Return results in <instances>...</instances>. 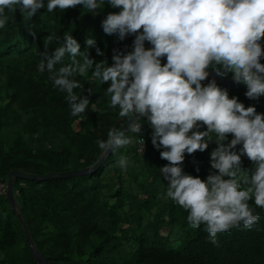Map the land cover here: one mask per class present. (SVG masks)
Segmentation results:
<instances>
[{
  "label": "trees",
  "instance_id": "16d2710c",
  "mask_svg": "<svg viewBox=\"0 0 264 264\" xmlns=\"http://www.w3.org/2000/svg\"><path fill=\"white\" fill-rule=\"evenodd\" d=\"M46 4L47 0L44 8L27 18L19 10L9 13L13 19L0 29L2 181L11 170L44 175L93 166L104 153L97 140H107L109 129L121 128L129 119L110 106L106 92L110 82L91 79L95 65L86 75L72 77L81 83L73 91L90 100L79 116L71 115L73 102L53 84L47 68L49 58L65 42V34L73 35L81 52L97 63L107 61L110 66L114 50L131 51L134 35L121 40L102 27L106 15L119 9L105 4L96 9L98 16L95 10L78 5L50 13ZM89 38L96 45L88 46ZM97 47L103 55L97 54ZM146 47L151 45L146 42ZM76 60L83 63V56ZM41 61L43 72L39 71ZM72 63L71 54L66 53L55 70ZM226 88L246 107L255 105L264 112V97L248 98L243 83ZM143 119L140 132L125 133L131 142L112 150L92 173L46 181L14 179L17 209L39 252L51 264H264V209L250 201L261 214L257 225L218 233L214 239L203 225L192 227L188 212L166 198L169 181L160 169L169 162L161 158L163 149L153 145V130ZM140 138L145 139L144 153L138 152ZM216 147L210 141L207 150L186 153L184 170L205 179L218 171L212 168L210 155ZM121 157L127 158L126 170L119 165ZM242 164L245 170L253 167L246 156ZM0 264H38L6 196L0 197Z\"/></svg>",
  "mask_w": 264,
  "mask_h": 264
},
{
  "label": "clouds",
  "instance_id": "9594fccd",
  "mask_svg": "<svg viewBox=\"0 0 264 264\" xmlns=\"http://www.w3.org/2000/svg\"><path fill=\"white\" fill-rule=\"evenodd\" d=\"M105 4L119 9L103 19L105 33L121 40L134 35L133 47L127 53L114 50L109 66L82 53L77 39L65 34L47 68L53 84L73 102L71 115L85 113L90 104L88 96L81 99L73 91L81 83L72 77L86 75L95 65L91 79L110 82L106 90L110 106L129 118V130L141 131L145 119L139 117L151 126L152 143L163 149L161 158L169 162L160 169L169 181L166 198L188 212L191 226L203 225L213 239L232 229H252L261 214L250 201L264 209V112L255 105L246 107L209 76L213 71L221 77L231 75L246 85L248 98L264 97V0H47L46 8L51 13L83 5L92 12ZM44 7L45 0H0V29L13 19L9 13L19 10L27 18ZM86 43L91 47L96 40ZM96 51L104 54L99 47ZM66 53L73 63L56 71ZM78 55L83 63L76 60ZM39 71H44L43 61ZM210 141L217 144L210 155L211 166L218 171L206 179L187 173L186 153L203 152ZM130 142L116 127L109 129L107 140H97L106 153ZM243 156L253 167L244 169ZM127 163L121 157L122 170Z\"/></svg>",
  "mask_w": 264,
  "mask_h": 264
},
{
  "label": "water",
  "instance_id": "95a60500",
  "mask_svg": "<svg viewBox=\"0 0 264 264\" xmlns=\"http://www.w3.org/2000/svg\"><path fill=\"white\" fill-rule=\"evenodd\" d=\"M95 13L99 16V13L97 12V10H95ZM212 78H215L217 80V82L224 87H233V86L238 85L240 83V82L233 80L232 78L221 77V76L217 75L214 71L211 72L210 76H209V79H212ZM139 118L143 119L144 117H139ZM128 120L120 128L123 130L124 134L129 130V121ZM111 151H112V149H109L107 153L104 152L101 155V157L99 158V160L93 166L82 168V169L70 170V171H65V172H54V173H48V174H44V175L31 174V173H26L24 171H18V170H11L8 173L7 181H6L7 182L6 198L9 202L13 212L16 213V215L18 216V219L20 220V222L23 225L25 236H26V239L28 241L30 250H31L33 257L35 258V260L38 264H51V263H49V261L39 252V250L34 245V241H33V238H32V235L30 233V229H29L28 225L25 223L21 214L16 210L17 206H16V202H15V198H14V189H13L14 179L22 178V179H26V180H30V181H46V180H50V179H54V178H70V177H79V176L87 175V174L92 173L95 170H97L102 165V163L106 160V158L110 155ZM65 264H69V263H65Z\"/></svg>",
  "mask_w": 264,
  "mask_h": 264
},
{
  "label": "built area",
  "instance_id": "2783aa9c",
  "mask_svg": "<svg viewBox=\"0 0 264 264\" xmlns=\"http://www.w3.org/2000/svg\"><path fill=\"white\" fill-rule=\"evenodd\" d=\"M138 151L139 153H144L145 151V139L140 138L138 141ZM7 192L6 182L0 180V196L5 195Z\"/></svg>",
  "mask_w": 264,
  "mask_h": 264
},
{
  "label": "rangeland",
  "instance_id": "374dc122",
  "mask_svg": "<svg viewBox=\"0 0 264 264\" xmlns=\"http://www.w3.org/2000/svg\"><path fill=\"white\" fill-rule=\"evenodd\" d=\"M16 210L19 212V210L17 209V207H16Z\"/></svg>",
  "mask_w": 264,
  "mask_h": 264
}]
</instances>
